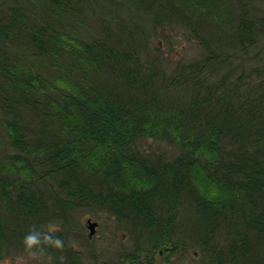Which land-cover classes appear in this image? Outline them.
Masks as SVG:
<instances>
[{
	"label": "trees",
	"instance_id": "trees-1",
	"mask_svg": "<svg viewBox=\"0 0 264 264\" xmlns=\"http://www.w3.org/2000/svg\"><path fill=\"white\" fill-rule=\"evenodd\" d=\"M165 30L199 54L169 57ZM0 132V256L58 224L62 249L30 251L82 264L83 210L133 238L103 264H264V0H0Z\"/></svg>",
	"mask_w": 264,
	"mask_h": 264
},
{
	"label": "rangeland",
	"instance_id": "rangeland-1",
	"mask_svg": "<svg viewBox=\"0 0 264 264\" xmlns=\"http://www.w3.org/2000/svg\"><path fill=\"white\" fill-rule=\"evenodd\" d=\"M165 31L163 33H160V31L157 37L152 39V43L153 45L159 44L169 57L175 60L181 56L184 59H190L199 54V46L193 38L191 39L182 33ZM2 143L3 137L0 132V153L3 152ZM143 149L151 152L157 150L165 153L168 158L174 154L173 149H169L166 144L158 141H145ZM183 216L178 228L190 234L193 231L196 214L188 209L184 211ZM88 218L98 222L96 233L90 238V231L87 227ZM73 225L75 227L69 231L70 234L68 232L67 241L69 246H74V250L82 251V264H103L110 260L116 262L122 252H130L134 248L133 238L124 230L118 228L116 219L105 212L79 211L75 214ZM34 253L35 256L29 253L10 255L4 253L0 256V264H69L63 253L59 255L57 262L47 252ZM153 264H205V262L202 254L195 250L176 253L170 257L161 250L154 258Z\"/></svg>",
	"mask_w": 264,
	"mask_h": 264
},
{
	"label": "clouds",
	"instance_id": "clouds-1",
	"mask_svg": "<svg viewBox=\"0 0 264 264\" xmlns=\"http://www.w3.org/2000/svg\"><path fill=\"white\" fill-rule=\"evenodd\" d=\"M58 230L59 225L52 224L49 225L47 232H41L35 227V225H33L23 240L26 249L29 250V254L35 256V253L30 250L45 244L57 249H62L64 246L63 241L54 235V233Z\"/></svg>",
	"mask_w": 264,
	"mask_h": 264
},
{
	"label": "water",
	"instance_id": "water-1",
	"mask_svg": "<svg viewBox=\"0 0 264 264\" xmlns=\"http://www.w3.org/2000/svg\"><path fill=\"white\" fill-rule=\"evenodd\" d=\"M97 226H98V222L93 221L92 218H88L87 219V227L89 229V237H92L97 230ZM224 264H234L233 262H228V263H224Z\"/></svg>",
	"mask_w": 264,
	"mask_h": 264
},
{
	"label": "flooded vegetation",
	"instance_id": "flooded-vegetation-1",
	"mask_svg": "<svg viewBox=\"0 0 264 264\" xmlns=\"http://www.w3.org/2000/svg\"><path fill=\"white\" fill-rule=\"evenodd\" d=\"M90 238V237H89Z\"/></svg>",
	"mask_w": 264,
	"mask_h": 264
}]
</instances>
